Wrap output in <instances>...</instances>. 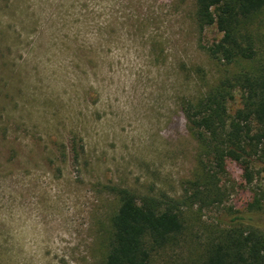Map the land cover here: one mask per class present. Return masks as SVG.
<instances>
[{"label":"rangeland","instance_id":"rangeland-1","mask_svg":"<svg viewBox=\"0 0 264 264\" xmlns=\"http://www.w3.org/2000/svg\"><path fill=\"white\" fill-rule=\"evenodd\" d=\"M195 19V0H0V264H102L114 189L182 202L186 230L154 264H202L249 213L263 165L249 185L228 161L210 204L188 199L200 148L181 104L260 66L264 13L258 60L232 66Z\"/></svg>","mask_w":264,"mask_h":264},{"label":"trees","instance_id":"trees-1","mask_svg":"<svg viewBox=\"0 0 264 264\" xmlns=\"http://www.w3.org/2000/svg\"><path fill=\"white\" fill-rule=\"evenodd\" d=\"M196 24L216 26L221 38L204 50L226 66L255 63L259 58L253 21L264 13V0H195ZM201 73V71H198ZM202 74V73H201ZM182 111L193 138L199 142L198 171L189 182V200L207 198L227 174L228 161L237 163L250 185L255 166H264V61L260 66L229 72L197 99L184 100ZM119 209L111 220L108 252L102 264H154L156 251L186 230L182 202L164 196L138 197L114 189ZM249 213L211 243L202 264H264V189L254 194ZM198 202V201H197Z\"/></svg>","mask_w":264,"mask_h":264}]
</instances>
